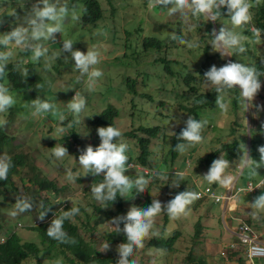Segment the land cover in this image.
<instances>
[{"label":"rangeland","instance_id":"rangeland-1","mask_svg":"<svg viewBox=\"0 0 264 264\" xmlns=\"http://www.w3.org/2000/svg\"><path fill=\"white\" fill-rule=\"evenodd\" d=\"M36 2L37 0H20L19 4L15 6L19 21L24 20L25 14ZM246 2L249 4L252 16V11L256 8L258 1L246 0ZM59 3L66 4L69 13L62 21L61 32L54 34L55 39L40 41L48 49L44 56L33 60V52L23 46L15 48L10 44L8 49H5V51L12 52L9 62L20 64L23 66L24 72L29 61L35 63L36 72L43 81L41 89L36 91L33 89L10 91L16 100V103L10 107L12 112L8 109L0 113V121H3L0 125H3L9 135L14 137L10 143L12 150L23 152L27 157L28 164V168H22V172L13 175L15 185H8L4 188L6 190L4 200L0 198V225H6L0 230V233L6 230L7 223H9V234L15 230L27 241L38 243L41 247V262L32 259L28 260L26 264H54L55 262L60 264V260L65 259L66 261L65 255L55 250L54 247L47 246V243L43 244L41 235L30 228L53 219V213L45 209L43 202L45 198L51 203H55L54 207H56V203L69 197L70 206L79 208V213L70 218L79 226V231L84 234L85 238L93 242L97 249L103 253H108L113 247L119 248L118 242H110L109 232L116 227L113 223L108 222L96 225V227L89 224L91 215L96 214L95 205L108 208L107 203L101 204L96 201L91 192L92 189H89L90 179L92 178L94 185L98 184L103 180V174L96 177L91 171L86 172V169L79 164V156L82 152L77 149V145L81 143L75 142L73 147L74 140L71 139L72 133L75 132L83 137L81 138L83 142H90L93 147L98 146L101 141L97 129L91 121L109 104H115L119 109L115 124L122 136L115 142L126 144L128 159L132 158L135 161L140 154L137 138L139 136L148 138L149 148L155 154V157L148 158V162L152 165L150 169L155 170L151 172V175L154 179L163 177L164 180L160 181L162 183L159 186L161 191L157 187L152 188L151 199L161 202L162 211L153 218V228L147 239L151 238L152 233L162 234L168 238L177 231L181 232L173 244L175 250L170 253L156 250L150 254H144L143 251L142 258L139 252L130 264H199L198 262L203 256L207 264L214 258L208 252V245L211 246L215 254V251L220 252L221 247L226 244L222 235L226 230L225 222L232 221L231 217L237 215L242 218L244 216L254 222L256 226L264 227V209H257L253 206L255 199L264 194V188L257 191V194L232 190L228 196L230 198L224 196V201L221 204L205 199H196L178 217L169 216L166 223L164 218L166 205L175 197L176 190L178 191V186L174 184L176 183V173H184V177L188 181L187 186L191 188L188 190L189 192L196 193L201 184L218 183V180L210 183L204 178L209 170L203 169H210L211 165L202 164V162L208 163V157L217 150H223L222 147L225 143L236 141L239 143L241 156L243 153L245 154L241 161L243 163L247 158V151H250V162L242 165L244 166L242 170L236 167L229 182L237 179L236 184L245 187L247 182L257 183L264 175V165L257 168L255 165V162L259 164L261 161L258 149L264 146V76L261 79L262 87L251 102H244L237 85L222 94L224 108L217 105L216 97L210 106L198 109L197 116L201 121H206L201 135L202 140L194 144L184 143L185 150L180 152L178 157L173 158L171 153L172 136L180 127L186 125L190 117H193L187 108L180 106L178 109L176 107L175 99L178 93L186 91L185 98L181 102H185L183 105L190 106L196 95L216 89L215 85L204 79V74L213 65L219 68L228 62H240L254 67L255 63L264 60V35L262 32L261 43H255L254 30L257 29V25L250 21L247 24L234 26L230 19L224 25V29L248 37L242 42L246 51L236 54L235 58L232 56L235 51L224 49L214 42L220 33V20L216 23L217 30L212 23L213 20L207 14L193 17L190 12L176 16L170 15L169 12L166 13L160 19L163 22L180 23L183 35L185 38L189 37L187 43L177 44L176 36L171 46L174 49L168 54V57L169 60L178 64L175 65V69L180 73L177 76L169 77L162 72L161 63L151 64L152 59L160 54L154 49H135L129 55L130 61L135 64L130 66L132 67L130 69L125 68L121 58L124 52L122 44H130L132 38L127 40L117 38L116 44L107 36L104 37L106 39H103L99 28L86 23L82 18L83 2L78 1L75 6L70 5L68 0H59ZM117 6L121 10L127 8L128 14L132 13L134 9L128 0H119ZM105 7L110 6L106 4ZM135 9L140 10V8ZM6 10L10 14L12 13L9 8ZM156 10L158 11V9ZM73 14L77 19L73 18ZM224 16L230 18L228 14H224ZM151 19L153 23L158 20L155 17ZM96 33L97 36L93 38ZM69 39L73 41V51L80 50L86 53L88 50H94L97 52L100 62L93 67L99 69L102 75L96 79L94 86H88L86 74L81 76L80 70L76 68L75 62L71 58V52L63 50L64 40ZM136 41H142L141 35L138 34V37L136 35ZM30 43L36 42L31 41ZM139 72H147L149 76L144 75L143 77ZM189 75H193L195 80L192 82L190 80L188 83L186 79ZM192 85L197 91H191ZM77 94L86 101L84 110L78 116L69 111L67 107ZM37 98L53 103L56 111L62 112L65 119L61 121L58 115L54 116L51 112L34 115L32 101ZM162 100L166 101V104H161ZM13 111L19 113V116ZM22 119L25 121L23 122ZM142 125L144 127L158 126L160 133L157 137H148L143 130H139ZM129 132L138 137L128 135ZM75 140H77L76 137ZM14 145H18V148L15 149ZM56 145L70 148L68 154L59 159L55 157L52 149ZM79 149L83 148L79 146ZM220 154L210 163L217 158L225 159ZM32 163H35L39 170L32 169ZM174 166L176 167L174 168ZM159 168L166 172L160 171ZM224 172L225 169L222 174ZM129 173L130 171H125L126 176ZM36 174H39L38 176L41 178L46 177L54 181L58 187L64 188L56 194L49 191L39 192L33 184ZM75 177L82 180L79 181ZM128 179L135 182L132 178ZM232 184L224 182L219 186V190L211 188L216 194H221L226 193V187ZM164 185L167 187L165 188ZM20 200L29 201L31 208L13 216L16 203ZM126 201H128L127 196ZM240 201L241 204L248 203V205L250 202L251 210L247 208L245 211L244 206H241L236 212L235 204ZM198 222H200V227H198ZM91 223L93 222L91 221ZM198 228H201L200 234L195 235ZM119 236L120 234L116 238ZM232 240L234 237L231 236L230 241ZM106 242L110 245V249L104 247ZM190 250H192L191 254ZM229 253L232 256L230 251ZM149 256L154 258V261L149 260ZM218 261L220 264H235L233 257L228 260L218 259ZM238 264H243V262L239 261Z\"/></svg>","mask_w":264,"mask_h":264},{"label":"clouds","instance_id":"clouds-1","mask_svg":"<svg viewBox=\"0 0 264 264\" xmlns=\"http://www.w3.org/2000/svg\"><path fill=\"white\" fill-rule=\"evenodd\" d=\"M70 2V0H68ZM130 2L131 7L144 9L143 6H147L149 10V17L154 16V10L159 9L161 7L168 6L171 8L170 15L176 16L177 14H183L186 12H190L193 17L207 14L211 17L213 25L217 27V22L220 20L221 26L219 29V35L216 36L214 42L220 47L228 50H233L235 53H232V56L236 58V54L244 53L246 51L243 41L248 39L246 36L239 35L234 31H230L228 29H224V25H226L229 19L234 26H240L243 24H247L250 21L252 23L253 19L250 14L249 4L246 0H128ZM20 0H0V47L4 49H8V46L14 45L16 48L19 46H23L26 49H30L33 52V60H38L40 57L44 56L48 49L44 46L40 41H48L55 39L56 33H60L62 29V21L66 15L69 13V8L66 4H60L59 0H37V2L32 6L29 12L25 14L24 20H18V13L15 11V6L19 4ZM74 1L70 3V5L75 6L73 4ZM109 5V2L106 0L102 3L103 6ZM6 8L11 10V14ZM85 6L82 9V18L84 19V11ZM160 11V10H158ZM138 14V12H136ZM224 14H228L230 18L224 16ZM142 15V14H141ZM163 17V16H162ZM73 18L77 19L75 14H73ZM187 18V16H185ZM87 21L86 19H84ZM158 19L157 21H160ZM156 21L151 22L153 24ZM181 22V21H179ZM151 23L144 24L139 27H135L132 31L130 38H132L131 43L133 46L137 48H143L145 45V39L147 38H160L162 41L155 42L154 49L159 55L155 56L151 62V64L161 63L162 72L169 76L174 77L177 76L180 72H176L175 65L176 63H171V69L166 67V63L161 61L162 58H169L168 54L174 49L171 47L175 40H168L161 34L157 33ZM10 24V26H9ZM178 25L180 23H177ZM255 24V23H254ZM173 25L177 32V40L179 36H181V43H187L189 37L183 35L180 26ZM140 29V30H139ZM4 30V32H3ZM139 30V31H138ZM141 35L142 41H136V35ZM255 35V43H261V30L258 28L254 30ZM31 41H35L36 43L32 44ZM73 41L72 40H64L63 50H67L71 52V58L75 62V66L80 70L81 76L87 75L88 78V86H94L96 79L102 75L101 71L93 66L97 65L100 60L98 54L94 50H88L86 53L80 50H72ZM146 50V49H144ZM237 52V53H236ZM12 56V52L10 50L0 51V77L4 75V72L7 68L9 60ZM164 62V64L162 63ZM29 61L27 65L31 64ZM35 64V63H32ZM255 65V64H254ZM27 68V67H26ZM28 69V68H27ZM171 70L173 73L171 74ZM24 72V71H23ZM143 77L149 76L147 72H139ZM264 75V72L259 71L256 67L249 66L240 62H228L221 67H216L213 65L209 71L204 74V79L208 81L210 84L216 86L217 95V105L221 108H224L225 105L222 102V94L229 89H233L234 86H239L240 96L243 98L244 102H251L254 97L257 95L259 90L262 87L260 77ZM76 94V93H75ZM186 95V91L182 93H178L176 97L175 105L179 109V107L188 108L190 106L183 105L185 102H181ZM147 98V96H146ZM215 101V100H214ZM213 101V103H214ZM16 103V100L12 94H10V90L7 87L0 85V113L8 110L12 105ZM166 104V101L162 100L161 104ZM86 106V101L83 98H80L78 94L76 97L68 103V110L77 116L82 113ZM135 106V105H134ZM32 107L34 108V115H39L42 113L51 112L52 115L59 117L61 121L65 119L64 114L62 112H57L55 105L50 103L48 100H40L37 98L32 101ZM193 117L189 118L186 122L185 126L180 127L179 129L186 127L180 133L179 138L186 141L179 144L175 150L182 152L185 150V144H194L199 143L202 140L201 131L206 123V121H201L199 117L195 114L190 113ZM91 117V116H90ZM199 121H197L196 119ZM3 123V121H0ZM116 123V121H115ZM96 127V125H95ZM140 126L139 130H142ZM158 127V126H155ZM97 134L100 138V144L96 147H93L90 142H83L81 140V135L75 132L72 133V138L74 140L73 147L76 143H81L77 145V149L82 152L79 156V164L86 169V172L91 171L94 175L103 177V180L93 185L91 192L96 201L104 204L109 201H113L117 197V193L123 196L125 193H130L134 189L139 191L140 193H145V187L148 184V181L144 178H140L137 180L139 175H148L151 174L153 169H150L152 166L149 162L146 165H143L139 161L138 155L137 159L134 161L132 158L128 159L127 145L124 143H116L117 138L122 136L121 131L114 127L113 125L107 127H99L97 128ZM160 129V128H159ZM128 135H132L138 137L132 132L127 133ZM75 135H77V139L75 140ZM140 137V136H139ZM173 137V136H172ZM138 139V138H137ZM138 141V140H137ZM139 143V141H138ZM172 143V141H171ZM185 143V144H184ZM238 148V156L230 158L227 155V145L233 143H225L223 145V150H217L213 157L210 158V155L207 159V162H203V164H210V169L206 168L203 170H209L208 173L204 176V178L211 182L217 181L218 183L205 184L200 185V188L210 186L213 188H217L219 190V186L223 185L224 182L227 183H235L237 179H231L232 174L234 175L233 170H236V167H239L240 170L243 169L246 163L250 162V151H247V158L243 162L242 158L245 156L243 153L241 156V150L239 147V143L234 142ZM70 144V143H69ZM88 145V146H87ZM79 146L83 149H79ZM140 148V145H139ZM53 154L55 157L63 158L66 154H68L67 148L62 145L55 146L53 149ZM151 153L149 155L155 157L153 154V150H150ZM259 153L261 154L260 163H256V168L264 165V146L259 147ZM27 153V152H25ZM223 156L225 159L217 158L214 162L210 163L216 156ZM219 155V156H220ZM218 156V157H219ZM148 157V158H149ZM178 157V156H177ZM149 161V159H148ZM153 163V162H152ZM11 159L9 157H0V181H4L8 177V172L11 167ZM176 166H174L175 168ZM255 168V169H256ZM160 169V168H159ZM225 172L222 174L223 170ZM125 171H130V178L134 179L136 182L133 183L132 180L126 178L128 176L125 175ZM157 171V169H156ZM160 171L166 172L164 169H160ZM162 172V173H163ZM180 179H183L184 173L178 172L175 174ZM178 186V183H174ZM249 185H253V191H249ZM242 193H252L257 194L256 192L262 190L264 188V175L262 178L258 180L257 183L254 181L247 182L245 187L238 185ZM191 189L187 186V190L185 192L178 193L167 205L166 211L167 213L175 218L181 215L186 211V208L189 204H191L196 199H205L206 201L211 200L215 203L221 204V201L216 202L215 198L203 197L199 198V194L195 192H189ZM53 194H56L55 192ZM58 199V198H57ZM56 199V200H57ZM59 202V200H57ZM70 203V199L65 198L60 200L59 203H56V207L53 210H47L53 213V218L60 211H63L64 208ZM55 204V203H54ZM253 206L257 209H264V194L259 195ZM31 208V203L27 200H20L16 203V210L13 211L12 215L16 216L19 213H23ZM245 211L247 208L251 210V203L244 204ZM162 211V204L159 200H153V203L150 207H148L144 211H139L133 209L131 213L127 216L126 219H121L119 221H113V224L117 226V230L126 237L128 243L126 245H122L119 248L118 255L120 257L119 264H129L130 259L135 254V251L138 248L144 247V240L149 236L150 231L153 228V218ZM79 213V208L74 207L71 212H65L62 217L57 218L52 227L48 230V235L51 238L64 241L66 238L65 232L63 231V222L67 217H72L75 214ZM232 221H230L234 225H238L240 222L247 220L258 229H262L263 227H258L254 224V222L250 221L246 217H231ZM229 219V220H230ZM236 221V222H235ZM48 222V221H47ZM21 225V223H18ZM41 225V224H40ZM120 225H123V229L121 231ZM7 236L5 234L0 233V242H5ZM104 247L110 249V245L106 242Z\"/></svg>","mask_w":264,"mask_h":264},{"label":"trees","instance_id":"trees-1","mask_svg":"<svg viewBox=\"0 0 264 264\" xmlns=\"http://www.w3.org/2000/svg\"><path fill=\"white\" fill-rule=\"evenodd\" d=\"M74 1L73 4H77L78 1L84 3V19L87 17V21H85L88 24H92V26H95L99 28L101 31V36L103 39L105 36L109 37V39L116 44L117 38H124L125 40L129 39L133 29L135 27L142 26L144 24H148L152 22V19L149 17V10L148 7L145 5L143 6L144 9H133L132 13L128 14L126 12L127 8L124 10H121L117 6V3L119 0H107L109 2L110 7H105L102 5L103 2L106 0H70L69 3ZM257 6L252 11V19L253 22L258 26V28L261 30L262 34L264 35V0L260 2L257 0ZM127 7V6H126ZM157 10H154V16L157 19H160L162 16H164L166 13L171 12V8L168 6L161 7ZM107 12V13H106ZM136 12L140 13L137 14ZM142 14V15H141ZM186 14V13H183ZM156 24L151 23L154 30L164 36L166 39L175 40L177 36V32L175 28H173V25H178L177 23L172 22H163L162 20L155 22ZM179 26V25H178ZM140 30V29H139ZM138 30V31H139ZM4 32V30H3ZM97 36V33L93 35V38ZM108 40V39H107ZM162 41L160 38H147L145 39V45L143 46L144 49H152L155 46V42ZM182 38L179 36L178 43L181 44ZM13 47L16 48V46L13 45ZM122 47L124 48V52L122 53V62L125 66V68H132L130 66L134 65L133 61H130L129 55L131 52H134L136 49L133 44L130 42L128 45L122 44ZM0 50H4V48L0 47ZM161 61H164L166 63V67L171 69V63L174 61L169 60V58H162ZM164 62H162L164 64ZM254 67H256L259 71L264 72V60H260L257 63H255ZM28 70L26 69L25 72H23V66H21L18 63H11L9 62L7 65V68L4 72V75L0 77V85L7 87L10 91L18 90V89H33V90H39L41 89L42 85V77L36 72V65L35 64H29L27 65ZM173 71L171 70V74ZM264 75L260 77V80L262 79ZM187 82L189 83L195 80V77L193 75H189L187 77ZM197 91L194 85L191 86V91ZM217 97L216 89H214L212 92H206V93H200L196 95L192 101V105L188 107L187 109L192 113L196 114V111L200 108L210 106L215 98ZM10 112H12V109L9 108ZM13 113H15L13 111ZM19 114V113H15ZM119 114V109L115 104H109L101 113H99L91 122L93 125H96L97 128L99 127H107L110 125H113L116 127L115 124V118ZM19 116V115H18ZM196 119V118H194ZM23 122L25 119H22ZM199 121L198 119H196ZM144 126V125H142ZM186 127H183L179 129L175 135L171 138L172 141V149L171 153L173 158L177 157L179 155V151L175 150L176 147L182 143L186 142L179 138L180 133L183 129ZM204 128V126H203ZM202 128V131H203ZM44 130V128H43ZM142 130L144 133L148 135V137H157L159 132V127H142ZM201 131V135H202ZM77 139V135H75ZM14 140V137L12 135H9V133L5 130L3 125H0V157H3L2 155L9 157L11 159V167L8 172V177L4 181H0V198L4 200L6 188L8 185L13 186L15 185L13 180V175L17 172H22V168H28V164L26 161V156L21 151H13L10 143ZM77 141H79L77 139ZM141 154L139 156V161L141 164L146 165L148 162V157L151 153L149 144L150 141L146 137H139L138 138ZM17 149L18 145H14ZM7 149V150H5ZM227 155L232 157H237L239 152L236 143L227 145ZM67 150L69 151L70 148ZM9 153V154H7ZM214 154L210 156L213 157ZM203 164V162H202ZM31 168L34 170H39V167L35 164H31ZM39 174H36L34 176V186L37 191H49L52 193H59L60 190L64 187H58L57 184L54 181H51L47 179L46 177L41 178L38 176ZM131 175H128V178H130ZM140 178L146 179L149 184L146 185L145 193H140L137 190H133L130 193H125V196H121L119 193H117V197L113 201L106 202L108 205V208H104L100 205H95V213L92 214L89 219V224H93L94 227L99 226L100 224H106L108 222L113 223V221H119L121 219H126L127 216L131 213L133 209L144 211L148 207L151 206L153 203L151 199V193H153L152 188H156L161 191V182L164 181L163 177L160 178H153L151 174L148 175H139L137 177V180ZM75 179H78L79 181L82 180L78 177H75ZM136 180V181H137ZM155 180V182H154ZM135 181V182H136ZM133 182V183H135ZM176 183H178V191L176 190L175 196L180 192H185L187 190V178L183 177V179H180L179 177H176ZM29 184V183H28ZM92 178L90 179L89 183V189H92L93 187ZM164 187L166 188L167 185ZM152 189V191H151ZM126 196L128 198V201H126ZM144 196V198H142ZM142 199V200H141ZM203 201V200H202ZM211 201V200H209ZM45 209L47 210H53L54 204L51 203L47 198L43 199ZM73 203V201H71ZM73 209V207L70 206V203L64 208L63 211H60L58 214L54 216V218L51 221L42 223L39 226L30 227L34 229L36 232H38L42 239L41 242L43 244L47 243V246L54 247L55 250L59 251L66 257L65 259L60 260V264H119L120 257L118 255L119 248L122 245H126L128 243L125 236H123L118 230L117 226L109 232L111 239L110 242H118L119 248L113 247L108 253H103L100 250L97 249V247L94 245L93 242L88 241L84 234L79 231V226L71 220L70 217H67L64 219L63 222V231L65 232L66 238L64 241H60L54 238L49 237L48 230L52 227L53 222L64 215L65 212H70ZM80 209H82L80 207ZM210 211V210H209ZM169 214L167 211L164 213V218L166 219L165 223L168 221ZM91 221L93 223H91ZM1 222V220H0ZM164 224V223H163ZM6 224L0 225V230L4 228ZM200 222H198V227H200ZM121 228V231L123 229V225L119 226ZM201 228H198L196 230L195 235L200 234ZM10 225L7 223V228L2 234H5L7 236V239L5 242H0V264H26L28 260L36 259L37 261H40V252L41 247L38 245V243L34 241H27V239L22 238L15 230H13L10 234ZM181 232L177 231L174 233L173 236L166 238L162 234L158 235L156 233H152L151 238L147 239V237L144 240V247L138 248L135 251V254L130 259L129 264L132 263L133 259L136 255L139 254L141 258L143 257V251L144 254H150L156 250L168 252L175 250L173 247L174 242L178 238V234ZM120 234L118 238L116 236ZM155 248V250H154ZM192 253V250H190V254ZM237 255V254H235ZM203 256V255H202ZM149 260H153L154 258H151L149 256ZM190 259V256H189ZM240 262L242 261V258L239 257ZM41 262V261H40ZM199 264H206L204 256L199 260ZM54 264H59L55 262Z\"/></svg>","mask_w":264,"mask_h":264},{"label":"built area","instance_id":"built-area-1","mask_svg":"<svg viewBox=\"0 0 264 264\" xmlns=\"http://www.w3.org/2000/svg\"><path fill=\"white\" fill-rule=\"evenodd\" d=\"M254 186L249 185L248 190L253 191ZM196 193L199 198L215 197V201L219 202L224 197L215 196L210 186L200 188ZM238 242L231 243L230 247L234 250H243L249 264H254L255 259L264 258V229H258L254 225L242 221L237 229Z\"/></svg>","mask_w":264,"mask_h":264},{"label":"crops","instance_id":"crops-1","mask_svg":"<svg viewBox=\"0 0 264 264\" xmlns=\"http://www.w3.org/2000/svg\"><path fill=\"white\" fill-rule=\"evenodd\" d=\"M241 206H244V204H241V201L238 202V203H236L235 204V211L238 212L239 211V208ZM223 209H224V207H223ZM225 225H226V230H225L224 234L222 235V239H224V241H225L226 244H224L221 247L220 252L215 251V254L212 251L211 246L208 245V252H209L210 255H213L214 258L212 259V261H209L207 264H220L219 261H218V259L219 260H224V259L228 260V259H230V257H233V259L235 261V264H238L239 263L238 259L235 257V254L231 253L232 256L230 255L229 248H228V243L230 242L231 236L233 237V235H234V229H235V227L237 225H233L229 221H226L225 222ZM206 233H207V229H206ZM205 235L207 236V234H205ZM256 264H264V259L257 260L256 261Z\"/></svg>","mask_w":264,"mask_h":264},{"label":"bare ground","instance_id":"bare-ground-1","mask_svg":"<svg viewBox=\"0 0 264 264\" xmlns=\"http://www.w3.org/2000/svg\"><path fill=\"white\" fill-rule=\"evenodd\" d=\"M232 190H236L237 192H241V190H240V188L238 187V185L237 184H235V183H233L232 185H230V186H227L226 187V193H218V194H216L214 191V193H215V196H226V197H228L229 195H230V193L232 192ZM242 193V192H241ZM208 198H215V197H208ZM228 198H230V197H228ZM224 201V198L221 200V202H223ZM245 222H248V221H245ZM250 224H252L253 225V223H251V222H249ZM239 225V224H238ZM238 225L235 227V229H234V235H233V237H234V240H232V241H230L229 243H228V248H229V251H231V253H233V254H237V255H235V257L238 259V261H240L239 260V257H241L242 258V261L241 262H243V264H249L248 262H247V258H246V256H245V253L243 252V250H234V249H232L231 247H230V245H231V243H235V242H238V237H237V233H238V231H237V229H238ZM262 229H264V227L262 228ZM263 259V258H262ZM257 260H260V259H255L254 260V264H256V261Z\"/></svg>","mask_w":264,"mask_h":264}]
</instances>
